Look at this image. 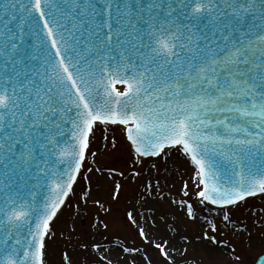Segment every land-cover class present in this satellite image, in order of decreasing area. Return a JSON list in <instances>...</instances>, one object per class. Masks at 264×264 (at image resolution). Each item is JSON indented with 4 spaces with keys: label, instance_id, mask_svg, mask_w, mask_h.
Wrapping results in <instances>:
<instances>
[{
    "label": "snow or ice",
    "instance_id": "6c2138e0",
    "mask_svg": "<svg viewBox=\"0 0 264 264\" xmlns=\"http://www.w3.org/2000/svg\"><path fill=\"white\" fill-rule=\"evenodd\" d=\"M253 253L264 264V0H0V264Z\"/></svg>",
    "mask_w": 264,
    "mask_h": 264
},
{
    "label": "rangeland",
    "instance_id": "374dc122",
    "mask_svg": "<svg viewBox=\"0 0 264 264\" xmlns=\"http://www.w3.org/2000/svg\"><path fill=\"white\" fill-rule=\"evenodd\" d=\"M113 127H115V126H113ZM110 134H111V129H109V131L107 133H105V135H110ZM115 135L117 137H121L122 134L117 132V133H115ZM97 137L99 138V133H97ZM120 147H121V145L118 144L117 147L111 149L110 152L108 149H101V152H100L101 164L102 165L107 164L108 166H117L114 162H116L121 155V152L117 150ZM170 159L173 160V163L168 165L169 171L165 172L164 174L168 175L169 173H171L172 169L175 168L176 171L172 174L176 175L177 177L182 176L183 175V169H181L179 167V163H178V161H180V157L177 155V156H174ZM127 195H129V196L131 195L130 190L127 193ZM54 239H55V237H54ZM60 239L62 240L63 238H60ZM53 246L54 247H62L63 245L60 243V240H57L56 244H54ZM255 256H256V253H253V255L251 257H249V264H253V262L255 260Z\"/></svg>",
    "mask_w": 264,
    "mask_h": 264
},
{
    "label": "water",
    "instance_id": "95a60500",
    "mask_svg": "<svg viewBox=\"0 0 264 264\" xmlns=\"http://www.w3.org/2000/svg\"><path fill=\"white\" fill-rule=\"evenodd\" d=\"M38 195H43V194H45V193H37Z\"/></svg>",
    "mask_w": 264,
    "mask_h": 264
}]
</instances>
